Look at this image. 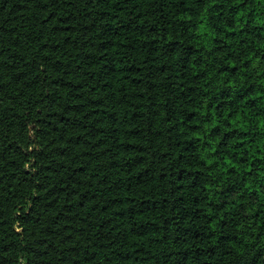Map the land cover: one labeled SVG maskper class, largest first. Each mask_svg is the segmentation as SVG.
<instances>
[{
	"label": "trees",
	"instance_id": "trees-1",
	"mask_svg": "<svg viewBox=\"0 0 264 264\" xmlns=\"http://www.w3.org/2000/svg\"><path fill=\"white\" fill-rule=\"evenodd\" d=\"M0 264H264V0H0Z\"/></svg>",
	"mask_w": 264,
	"mask_h": 264
}]
</instances>
